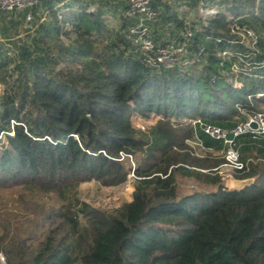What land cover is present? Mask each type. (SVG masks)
Returning <instances> with one entry per match:
<instances>
[{"label":"trees","instance_id":"1","mask_svg":"<svg viewBox=\"0 0 264 264\" xmlns=\"http://www.w3.org/2000/svg\"><path fill=\"white\" fill-rule=\"evenodd\" d=\"M177 1L194 11L163 2L153 36L178 39L162 25L181 33L188 17L198 56L188 67L147 63L153 54L133 42L128 19L109 20L119 4L107 0H41L9 14L30 25L23 37L3 25L0 39L6 264H264V160L236 174L252 182L228 189L212 170L223 158L187 144L193 120L230 129L264 109V0ZM242 27L257 36L252 49L237 41ZM138 118L153 125L142 130ZM130 171L131 200L115 209L77 195L83 182L118 186Z\"/></svg>","mask_w":264,"mask_h":264},{"label":"built area","instance_id":"2","mask_svg":"<svg viewBox=\"0 0 264 264\" xmlns=\"http://www.w3.org/2000/svg\"><path fill=\"white\" fill-rule=\"evenodd\" d=\"M41 0H0V13H14L24 8L32 7ZM204 9L199 7V12H203ZM212 12V11H211ZM207 13V12H205ZM120 14L128 19L131 24L129 26V34L133 38L134 43L141 45L142 49L146 52H151L153 55L146 54V61L153 66H182L188 67L194 62H198V56L189 50L190 39L192 36V24L188 17H183L184 28L181 33L174 32L173 34H179L180 37L170 38L164 44L157 42L154 39L153 23L159 18L160 11L153 6V0H124V6ZM238 42L246 45V41H249L252 45L256 43L257 36L253 29L249 27H242L238 30ZM250 44V45H251ZM235 52V55L239 59H245L246 55ZM235 85L239 86V83L235 81ZM243 113V111L241 110ZM255 126L252 127L251 124ZM193 127V135L187 140V143L193 150V153L200 157L206 152L214 153L223 158V162L212 170L216 171L222 181V185L225 188L232 189L230 185L226 183L227 179L236 177V174L246 172L249 169V165L256 163L257 161H263L264 157H241V151L236 145L235 139L243 134H250L253 140L258 138L264 139V110L254 111L247 115L246 119L242 122L235 124L230 129H224L212 124L204 123L199 119L191 122ZM197 129L209 136L213 140L221 141L222 148L220 150H212L210 147H205L203 142L197 135ZM230 132L232 133V139H227L225 136Z\"/></svg>","mask_w":264,"mask_h":264},{"label":"rangeland","instance_id":"3","mask_svg":"<svg viewBox=\"0 0 264 264\" xmlns=\"http://www.w3.org/2000/svg\"><path fill=\"white\" fill-rule=\"evenodd\" d=\"M165 1H167V0H153V4L160 11V13L164 12V8L162 6V3ZM202 1L203 0H199V2H198L199 6L202 5ZM181 3H182V1L176 0L175 4H178V6L182 5L184 8L181 6L180 7L185 9V11H187L186 14H189V11H191V10H192L191 12L194 11L193 8H191L190 4H185V3L181 4ZM120 7H121V5H119L118 7L117 6L111 7L109 9L110 11L108 13H106L109 20H113L115 17H117L119 15V13H120L119 8ZM10 16H9V14L8 15L0 14V39H2L5 42H7L8 40L6 38L5 39L3 38L4 37V35H3L4 31H2L3 25L7 24V27H11L9 32L12 34H14V27H17V29L19 31L18 33H20L21 37H23L24 30L26 28H28L30 25L29 24L30 17H25V19H22V17L18 18V16H16L14 18L15 24L11 25L9 22ZM21 21H23V22L21 23ZM163 27L165 28L166 33H173L176 31V29L173 27H170V25H166V27H165V24H164V25H162V28ZM17 37L18 36H15V38H17ZM250 44L251 43L249 41H246L245 47L252 49V47H254L255 44H253V45L252 44L250 45ZM10 53H12V51H10ZM2 89H3L2 85H0V94L2 93ZM153 122L154 121L152 119H148V120H143L142 118L137 119V125L142 130H145V131H147V129L153 125ZM201 136L205 139L210 138V137L206 136L205 134H203L202 132H201ZM3 141H4V137L2 136L0 138V143ZM260 155L262 157H264V154H260ZM253 156H254V153H251V154L248 153L245 155V157H253ZM130 162H131V165H134V161L132 158H130ZM133 178H134L133 173H132V171H130L128 173V178L124 183H122L118 186H113V187L103 186L98 181H95V180L83 182L78 187L77 195L82 201H85L86 203L90 204L91 206H93L95 208L104 209V210H112V209H115L118 206H120L123 202L131 200V193L133 191ZM233 178H235L234 179L235 181H239L238 180L239 178H236V177H233ZM230 180L231 179L229 178L226 181V183L228 185H230ZM222 181H224V179H222ZM245 181H244L245 183H248L247 180H245ZM180 185L183 188V191H190V190H193L195 188V185L187 179L183 180L180 183ZM240 185H242V184L240 183ZM240 185H239V187H240ZM0 232H1V230H0ZM0 264H6L5 256L1 252H0Z\"/></svg>","mask_w":264,"mask_h":264},{"label":"crops","instance_id":"4","mask_svg":"<svg viewBox=\"0 0 264 264\" xmlns=\"http://www.w3.org/2000/svg\"><path fill=\"white\" fill-rule=\"evenodd\" d=\"M107 1H108L109 4H119V5H121V7L119 8V10L121 12V10H122V8L124 6V1L123 0H107ZM110 8H108V7L106 8L107 9L106 13H108L110 11L109 10ZM236 141L238 142V144H241L240 151H241V155H242L243 158L248 153L249 154L254 153L255 157L256 156H261L260 154H264V139L263 138L256 139V143L255 144L251 143V140H250L249 136H244V137L242 136V137H240L238 139L236 138ZM212 154L214 155V153H212ZM238 180L239 181H237V182L239 183V185H240V183L242 184V185H240V187H241V186L247 185L250 182H252L254 180V176H250V177H247V178H244V179H238ZM245 180H247L248 183H245L246 182Z\"/></svg>","mask_w":264,"mask_h":264},{"label":"water","instance_id":"5","mask_svg":"<svg viewBox=\"0 0 264 264\" xmlns=\"http://www.w3.org/2000/svg\"><path fill=\"white\" fill-rule=\"evenodd\" d=\"M251 126L254 127L255 125L252 123ZM225 137L227 139H232V133L228 132ZM232 187H233L232 189H240L243 186L239 187V183L237 181H234Z\"/></svg>","mask_w":264,"mask_h":264},{"label":"bare ground","instance_id":"6","mask_svg":"<svg viewBox=\"0 0 264 264\" xmlns=\"http://www.w3.org/2000/svg\"><path fill=\"white\" fill-rule=\"evenodd\" d=\"M230 179H231V180H230V186H232L235 180L232 179V178H230Z\"/></svg>","mask_w":264,"mask_h":264}]
</instances>
